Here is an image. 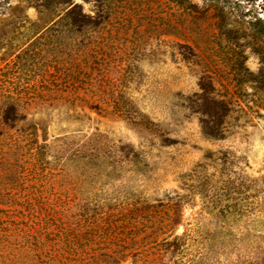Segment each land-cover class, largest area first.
<instances>
[{
  "label": "rangeland",
  "instance_id": "374dc122",
  "mask_svg": "<svg viewBox=\"0 0 264 264\" xmlns=\"http://www.w3.org/2000/svg\"><path fill=\"white\" fill-rule=\"evenodd\" d=\"M0 1V115H26L67 152L99 142L123 168L103 197L178 191L175 235L189 240L177 264H264V0ZM75 4L101 24L55 27ZM100 96L130 99L150 128L72 101ZM155 248L141 235L113 264H145Z\"/></svg>",
  "mask_w": 264,
  "mask_h": 264
},
{
  "label": "trees",
  "instance_id": "16d2710c",
  "mask_svg": "<svg viewBox=\"0 0 264 264\" xmlns=\"http://www.w3.org/2000/svg\"><path fill=\"white\" fill-rule=\"evenodd\" d=\"M79 10L75 4L54 26L81 30L101 24L77 13ZM106 10L107 16L117 11L110 5ZM87 55L86 64L93 57L89 54L88 59ZM72 101L132 124L151 126L127 98L100 96ZM0 116V264H113L122 243L146 234L155 238L156 248L145 264L181 263L175 258L186 249L189 234L175 235L187 205L178 191L176 199L167 201L150 200L142 193L103 197L101 188L119 180L123 168L104 158V146L99 142L91 139L88 146L67 152L63 148L66 141L50 142L46 128L26 115L4 110ZM57 145L60 149L52 154ZM120 153L123 163H131V171H143L146 164L137 153L124 148ZM74 167L76 179H72ZM206 255L182 264H203Z\"/></svg>",
  "mask_w": 264,
  "mask_h": 264
}]
</instances>
